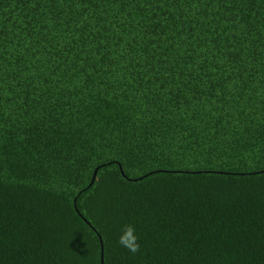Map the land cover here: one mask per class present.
Here are the masks:
<instances>
[{
  "label": "trees",
  "instance_id": "trees-1",
  "mask_svg": "<svg viewBox=\"0 0 264 264\" xmlns=\"http://www.w3.org/2000/svg\"><path fill=\"white\" fill-rule=\"evenodd\" d=\"M0 264H264V0H0Z\"/></svg>",
  "mask_w": 264,
  "mask_h": 264
},
{
  "label": "clouds",
  "instance_id": "clouds-1",
  "mask_svg": "<svg viewBox=\"0 0 264 264\" xmlns=\"http://www.w3.org/2000/svg\"><path fill=\"white\" fill-rule=\"evenodd\" d=\"M117 243L132 254L138 253L141 248L139 237L136 234V229L131 224L123 227Z\"/></svg>",
  "mask_w": 264,
  "mask_h": 264
},
{
  "label": "water",
  "instance_id": "water-1",
  "mask_svg": "<svg viewBox=\"0 0 264 264\" xmlns=\"http://www.w3.org/2000/svg\"><path fill=\"white\" fill-rule=\"evenodd\" d=\"M93 177V176H92ZM100 262H101V252H100Z\"/></svg>",
  "mask_w": 264,
  "mask_h": 264
}]
</instances>
